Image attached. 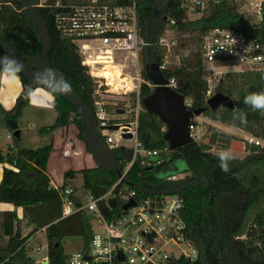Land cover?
I'll use <instances>...</instances> for the list:
<instances>
[{
  "label": "trees",
  "instance_id": "trees-1",
  "mask_svg": "<svg viewBox=\"0 0 264 264\" xmlns=\"http://www.w3.org/2000/svg\"><path fill=\"white\" fill-rule=\"evenodd\" d=\"M131 2L139 36L152 43L139 56L142 83L138 90L137 139L144 149L158 150L163 160L154 164L152 158L153 165L144 166L139 158L135 159L113 192L125 187L134 191L135 198L171 194L182 198L183 235L196 255L191 260L179 257L175 264H264V147L244 144L243 157L229 159L228 170L224 171L218 153L211 152L202 141L203 136L170 149L162 137L164 124L141 106V99L152 90L146 69L161 63L163 49L156 42L164 28L169 27L188 34L191 47L185 44L181 53L176 48L173 54L178 58L177 64L171 62L166 69L159 70L161 77L174 79L173 90L189 99V109H203L202 117L264 141V115L244 103L246 94L264 92V71L224 72L212 92L227 96L235 105L232 109L217 107L211 111L205 105V76L209 70L199 56L200 37L212 27L233 28L256 38L258 30L252 20L239 12L241 2L237 0H205L201 10L193 9L199 14L194 19L187 18L183 0H98L99 4L111 7L128 6ZM34 3L35 0H0V73L16 76L20 85L12 108L0 106V126L11 132L5 121L17 120L35 88L50 94L54 120L51 125L40 127L39 133L65 130L72 125L76 139L94 162L93 166L78 170V188L68 184L74 171L63 174L59 187L73 188V202L78 205L85 194L98 198L112 187L130 160L131 150L105 142L94 115V84L80 64L76 46L59 34L53 12ZM175 46L179 45L175 42ZM19 98L23 102L17 106ZM129 98L133 105L134 95ZM106 109L111 113L110 107ZM128 121L131 119H110L106 123ZM189 125L194 126L188 121ZM18 143V137L11 136V145L5 152L0 151V203L20 208V217L15 210L0 212V264H43L30 258L26 250L29 237L37 230L44 233L46 264H66L61 239L80 237L81 251L85 252L90 239L89 218L83 211L61 216L59 197L49 187L46 171L52 145L24 148ZM179 174L183 177L170 179ZM97 206L106 218L119 212V204L112 200L102 199ZM28 227L24 233L23 229Z\"/></svg>",
  "mask_w": 264,
  "mask_h": 264
},
{
  "label": "built area",
  "instance_id": "built-area-1",
  "mask_svg": "<svg viewBox=\"0 0 264 264\" xmlns=\"http://www.w3.org/2000/svg\"><path fill=\"white\" fill-rule=\"evenodd\" d=\"M204 2L205 0H191L190 6L192 10H201ZM34 5L52 11L54 25L59 34L70 39L76 46L81 58L80 64L87 69L94 84L93 107L99 126L108 124L106 121L110 120L109 115L112 112L108 113L106 107H110L112 111L114 108L112 102H107L109 95H120L124 98L134 95L132 109L125 104L127 111L123 110L125 114L132 113L131 121L117 123L118 129L107 131L104 136L105 142L112 147L123 146L131 150L130 160L104 195L93 198L90 194H85L76 205L73 202V188H60V184L49 179V187L57 191L62 217L75 211H83L89 218L90 239L87 249L85 252L80 250L70 253L65 257V263L175 264L179 257L188 260L195 258L194 248L183 235L184 224L180 217L182 198L179 195L135 198L134 191L125 187L113 192L135 159L139 158L140 164L144 166L153 165L150 161L152 158L154 164L163 160L158 150L144 149L137 139L136 118L140 110L138 90L142 83L139 56L152 43L139 36L134 3L111 7L99 4L98 0H89L83 4L35 0ZM250 7L249 13L254 14L253 23L258 30V38L225 27H212L200 37V61L209 70L205 76L206 98L212 94L209 87L211 78L220 73L215 69L228 67L226 71H264V0H255L250 3ZM168 24L173 25V21L168 20ZM166 31L163 30L156 42L163 49L161 63L156 65L158 72L166 69L173 58L171 50L174 41L164 37ZM172 63L177 64L176 61ZM174 85L173 78L166 80L169 88L173 89ZM183 103L191 112L189 99L184 98ZM192 117L188 121L194 124ZM187 129L191 138H194L192 132L195 125H189ZM123 134H129L130 137L125 138ZM7 137L11 135L7 134ZM244 144L264 147V141L249 134L242 137V145ZM173 178L174 176L170 177ZM102 199L119 204V212L111 213L106 218L97 206V202ZM129 200L133 201V205L123 210L122 205ZM182 246L189 249L185 252L181 249ZM39 249L36 246L31 250Z\"/></svg>",
  "mask_w": 264,
  "mask_h": 264
},
{
  "label": "rangeland",
  "instance_id": "rangeland-1",
  "mask_svg": "<svg viewBox=\"0 0 264 264\" xmlns=\"http://www.w3.org/2000/svg\"><path fill=\"white\" fill-rule=\"evenodd\" d=\"M184 6L187 9L186 16L188 19L196 18L198 13H195L191 6V0H183ZM241 2V6L238 8L239 12L243 14V16L249 18L250 20L254 21V14L249 13L251 10L250 3H253L255 0H237ZM250 2V3H249ZM164 30H167L164 37H169L172 41H174V45L171 51V54L174 56L171 61L177 62L178 58L173 54L176 51L181 53V49L184 50L185 44L187 47H191L188 34L177 32L174 29H170L169 27H165ZM176 44L179 46L176 47ZM228 67H222L220 69H215V71H220L219 74H215L211 81L209 82L210 90H213V86L215 85L217 79L228 70ZM213 93V92H212ZM107 102H112L114 104L113 111H111V115H109V119H119L122 120L125 117L130 118L132 113L127 112L126 114L118 113L119 110L127 111L124 107L125 104L128 105V108H131V100L130 98H124L120 95H109L107 97ZM19 100V99H18ZM18 103V101H17ZM203 117L201 115L193 116L192 121L194 122L195 129L192 132V136L195 139L199 140L200 137H206L207 143L210 148L211 152L220 153V152H229L231 153V157L233 158H241L245 154L243 151L242 140L240 138H236V136H242L241 132L236 131L234 128H228L225 125L220 123V126L224 129H215L209 124H206L203 121ZM54 120V111L52 108L48 109L43 106H33L30 103L22 107L20 114L16 120L17 129L19 132V145L24 148H37L42 147L44 145L51 144L52 150L46 162V169L47 173L49 174V179H51L55 184L58 182H62L63 174L66 171H74V177L68 180V184L78 188L80 183V176L78 170L91 167L94 165V162L89 154H87L84 150L83 144L81 141L76 139L75 137V129L73 126H69L65 130H54L48 133H39V128L51 125ZM225 130V131H224ZM232 133H230V131ZM107 131L103 130L102 134ZM6 141H10L9 138L4 137V134L1 133L0 135V144L4 145ZM126 144H128L126 142ZM64 152V153H63ZM179 164H182L181 161H178ZM183 174L174 175V179L182 178ZM28 228H24L23 232H27ZM1 242V239H0ZM38 246L40 248V252H34L31 249ZM61 247L63 256L66 257L70 253H75L81 250L82 248V239L78 236H71V237H64L61 239ZM183 251L186 252L188 247H181ZM27 255L30 258L37 256V254L43 253L45 250L44 246V236L43 232L40 230L35 231L28 239L26 244Z\"/></svg>",
  "mask_w": 264,
  "mask_h": 264
},
{
  "label": "water",
  "instance_id": "water-1",
  "mask_svg": "<svg viewBox=\"0 0 264 264\" xmlns=\"http://www.w3.org/2000/svg\"><path fill=\"white\" fill-rule=\"evenodd\" d=\"M146 75L148 81L152 85V90L141 99L142 108L148 113L157 116L164 124L165 130L162 137L170 149L183 146L190 142L192 138L187 129L188 120L192 116L200 115L203 109L191 110V112H189L183 103L184 97L166 86V80L161 77L157 71L156 65H150L146 69ZM22 102L23 99L19 98L17 106H20ZM205 105L209 110L213 111L217 107L232 109L235 102L227 96L214 92L206 98ZM118 113H123V110H119ZM5 124L11 130L10 135L12 137H18L19 132L16 121L8 119L5 121ZM118 126L119 124H105L100 125L99 129L113 132L118 129ZM123 137L129 138L130 135L123 134ZM132 205L133 201L129 200L122 205V209L126 210ZM42 263L46 264L47 262L43 261Z\"/></svg>",
  "mask_w": 264,
  "mask_h": 264
},
{
  "label": "crops",
  "instance_id": "crops-1",
  "mask_svg": "<svg viewBox=\"0 0 264 264\" xmlns=\"http://www.w3.org/2000/svg\"><path fill=\"white\" fill-rule=\"evenodd\" d=\"M196 17H198V15ZM19 93H20V85H19V81H18L17 77L14 75H11V74L3 73V72L0 73V106L6 110L12 108V106L16 102V99L19 97ZM28 103H30L33 106H39V107L45 106L47 109H48V107L52 108V98H51L50 94L47 93L46 91L40 89V88H35L31 92V94L29 96ZM203 121H205L206 124L211 125L215 129H219V130L224 129V128H222V126L217 124V122L210 121L206 118H204ZM228 128H230V127H228ZM235 130L238 132H241L237 129H235ZM229 131H230V133H232L231 130H229ZM1 133L4 134V137L9 138V140H10V141H6L4 143V145L0 144V151L5 152L6 149L11 145V137H7V134H10V133H8L4 127L0 126V135H1ZM241 133L243 134L241 137L236 136V135H233V136H235L236 138H240L242 140V137L245 135V133H243V132H241ZM202 141L204 143H207V138L204 137ZM211 148L213 149L214 147L212 146ZM46 171H47V169H46ZM1 172H2V164H0V178H1ZM48 176H49V174H48ZM58 184H60V182H58ZM79 184L80 183H78L77 185H79ZM4 210H15L16 215L18 217H20V208H14L13 206H11L10 204H7V203H0V212L4 211ZM40 231L43 232V230H40ZM43 236H44V233H43ZM44 246H45L44 252L37 254V256L32 258L36 262L46 261L45 238H44ZM34 252L39 253L40 249L38 251H34Z\"/></svg>",
  "mask_w": 264,
  "mask_h": 264
},
{
  "label": "clouds",
  "instance_id": "clouds-1",
  "mask_svg": "<svg viewBox=\"0 0 264 264\" xmlns=\"http://www.w3.org/2000/svg\"><path fill=\"white\" fill-rule=\"evenodd\" d=\"M244 103L249 105L254 111H259L261 115H264V92H250L245 95ZM243 120V117H241ZM219 158L221 160L222 170H228L227 161L231 159V153L220 152Z\"/></svg>",
  "mask_w": 264,
  "mask_h": 264
},
{
  "label": "bare ground",
  "instance_id": "bare-ground-1",
  "mask_svg": "<svg viewBox=\"0 0 264 264\" xmlns=\"http://www.w3.org/2000/svg\"><path fill=\"white\" fill-rule=\"evenodd\" d=\"M109 75V74H108Z\"/></svg>",
  "mask_w": 264,
  "mask_h": 264
}]
</instances>
